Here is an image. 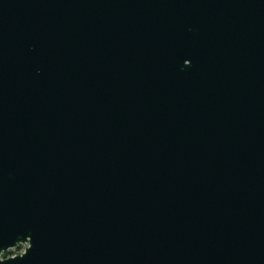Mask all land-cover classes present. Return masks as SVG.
Masks as SVG:
<instances>
[{
	"label": "water",
	"instance_id": "95a60500",
	"mask_svg": "<svg viewBox=\"0 0 264 264\" xmlns=\"http://www.w3.org/2000/svg\"><path fill=\"white\" fill-rule=\"evenodd\" d=\"M0 264H264V0H0Z\"/></svg>",
	"mask_w": 264,
	"mask_h": 264
},
{
	"label": "flooded vegetation",
	"instance_id": "af4514ba",
	"mask_svg": "<svg viewBox=\"0 0 264 264\" xmlns=\"http://www.w3.org/2000/svg\"><path fill=\"white\" fill-rule=\"evenodd\" d=\"M26 247L22 250L21 248H19V245L15 248L9 249L5 252H2L0 255V259H7V258H11V257H15V256H19L22 255L25 251ZM1 256L3 258H1Z\"/></svg>",
	"mask_w": 264,
	"mask_h": 264
},
{
	"label": "rangeland",
	"instance_id": "374dc122",
	"mask_svg": "<svg viewBox=\"0 0 264 264\" xmlns=\"http://www.w3.org/2000/svg\"><path fill=\"white\" fill-rule=\"evenodd\" d=\"M25 247H27L26 244H20V245H19V248H21L22 250H23ZM1 258H3V257L1 256Z\"/></svg>",
	"mask_w": 264,
	"mask_h": 264
}]
</instances>
